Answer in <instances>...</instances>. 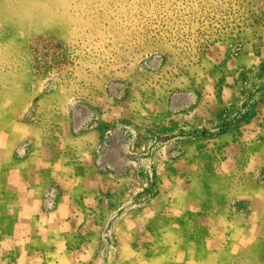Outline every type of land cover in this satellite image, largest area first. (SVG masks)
Returning <instances> with one entry per match:
<instances>
[{
    "label": "rangeland",
    "instance_id": "374dc122",
    "mask_svg": "<svg viewBox=\"0 0 264 264\" xmlns=\"http://www.w3.org/2000/svg\"><path fill=\"white\" fill-rule=\"evenodd\" d=\"M174 221L264 264V0H0V264H156Z\"/></svg>",
    "mask_w": 264,
    "mask_h": 264
},
{
    "label": "crops",
    "instance_id": "0c3cea01",
    "mask_svg": "<svg viewBox=\"0 0 264 264\" xmlns=\"http://www.w3.org/2000/svg\"><path fill=\"white\" fill-rule=\"evenodd\" d=\"M184 212V211H183ZM182 213H178L174 215L175 218L180 216ZM174 226L170 228L162 237V245H163V252L162 255L158 258L156 264H217L218 258L215 254L212 253L208 259L202 255L200 252L201 246L198 244L192 245L188 244V236L186 235V228L177 221H174ZM246 232L252 231V226L247 225ZM235 232H238V229L233 228L232 235L229 236L228 240L226 241L222 237L214 238L210 240L209 247L212 250L224 251L227 249L229 243L233 241ZM245 235V234H244ZM243 235V236H244ZM233 243V242H232ZM249 243L247 241H243L242 247H247ZM207 244H203V247H206ZM140 262V261H139ZM140 264H145L142 261Z\"/></svg>",
    "mask_w": 264,
    "mask_h": 264
}]
</instances>
